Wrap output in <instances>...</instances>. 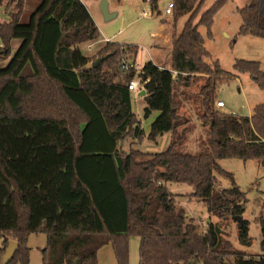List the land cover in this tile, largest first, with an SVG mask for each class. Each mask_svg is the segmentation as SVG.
I'll list each match as a JSON object with an SVG mask.
<instances>
[{
	"label": "trees",
	"instance_id": "16d2710c",
	"mask_svg": "<svg viewBox=\"0 0 264 264\" xmlns=\"http://www.w3.org/2000/svg\"><path fill=\"white\" fill-rule=\"evenodd\" d=\"M206 1L172 0L170 70L149 61L138 72V46L106 42L94 57L82 53L80 46L97 41L100 32L81 0H41L27 24L20 22L26 0H0L9 12L7 21L0 20V64L11 56V42L21 40L0 66V264L10 240L19 246L6 264H29L32 234L46 235L42 264H99L98 250L108 244L117 264H130L131 236L140 239L138 264H190L193 258L264 264V254L233 248L212 221L243 217L245 193L235 184L215 190L214 173L232 178L218 163L228 158L264 167V102L250 117L216 107L219 86L238 76L218 61L207 62L211 55L199 28L212 38L214 17L229 0L203 9ZM157 3L150 0L153 11ZM237 12L238 35L264 38V0H251ZM123 57L132 60L127 70ZM233 67L264 90L260 62L235 60ZM136 76L146 83L144 118L160 113L147 136L132 111L128 86ZM190 102L209 126L205 153L182 148L190 120L180 109ZM165 134L171 140L164 151L125 149L129 140L154 142ZM170 182L192 186V198L205 203L206 231L178 206ZM237 224L240 244L250 247L249 222ZM261 226L264 251L263 218Z\"/></svg>",
	"mask_w": 264,
	"mask_h": 264
},
{
	"label": "rangeland",
	"instance_id": "374dc122",
	"mask_svg": "<svg viewBox=\"0 0 264 264\" xmlns=\"http://www.w3.org/2000/svg\"><path fill=\"white\" fill-rule=\"evenodd\" d=\"M134 0L122 2L116 9L118 15L116 17L105 19L101 9L100 2L93 1V6L99 12L96 14V26L100 32V38L97 41L85 43L80 48L84 55L94 57L106 42L103 39L110 38L112 41L134 43L140 45V51L137 59V67L147 61L142 56L144 50L148 49L151 40L150 33L154 30L145 22L144 13H148L147 19L157 21V15H152V8L149 2L141 0V6H135ZM216 0H207L203 9L211 6ZM251 0H229L227 4L218 11L214 17L213 37L206 36V28L200 27L199 31L205 40V48L210 53L211 57L207 60L208 63L218 61L220 67L235 76L230 80L223 82L217 91L218 100L223 101L225 109L222 111L233 113L237 116L249 117L253 108L264 102V90L259 87L257 82L248 73L237 72L233 65L235 60L258 61L261 63V68L264 70V38L254 37L251 35H238L239 28L242 24L241 16L237 12V8H241L250 3ZM41 0H26L25 8L20 22L27 24L32 12L40 4ZM85 2H87L85 0ZM92 2V1H91ZM172 0H160V5L165 9L168 3ZM89 4V2H87ZM98 6V8H97ZM9 12L5 11V7H0V20L7 21ZM102 17V18H101ZM170 18L172 15L169 16ZM159 21V20H158ZM21 40L16 39L11 42V56L20 46ZM93 44L92 48L87 49V45ZM123 44V43H122ZM168 48L166 49V51ZM170 52V51H169ZM169 52L167 55H169ZM11 56L2 62L0 66H5ZM164 57V55H163ZM203 82L202 77L197 80L190 88V93L197 92V87ZM138 96V92H135ZM193 102L187 103L180 109V114L190 120L189 128L186 134V139L182 145L183 150L194 154L205 153L209 150V126H204L199 119V110L196 109ZM183 129V128H181ZM180 129V130H181ZM125 144V149H136L130 143ZM220 167L231 173L232 178L220 174L215 171L216 182L215 190L231 188L235 184L242 193H245L247 203L243 213V219L249 222L250 236L253 238V243L250 247L242 246L238 239V224L233 219L219 220L212 218V221L219 223L224 231L225 237L230 241L233 248L241 249L251 255L264 254L261 250L262 242V226L261 219H264V167L257 160L243 161L238 158L221 159L218 161ZM168 190L175 196L179 207L184 208L187 213L193 217L197 224L201 225L202 230L206 229L202 222L209 221L207 207L201 199L192 198L193 187L185 183L170 182L167 183ZM46 235L32 234L28 240L30 249L29 264H42V253L46 246ZM139 242L137 236H131L129 240V256L130 264H138L139 262ZM2 239L0 238V245ZM230 261L233 258H228ZM190 264H203L197 258H193Z\"/></svg>",
	"mask_w": 264,
	"mask_h": 264
},
{
	"label": "crops",
	"instance_id": "0c3cea01",
	"mask_svg": "<svg viewBox=\"0 0 264 264\" xmlns=\"http://www.w3.org/2000/svg\"><path fill=\"white\" fill-rule=\"evenodd\" d=\"M81 1L87 7L89 13L91 14L96 24V20H95V18L97 17L96 14L99 15V12L93 6L94 0H86L87 2H89V4H87L85 0H81ZM96 1L98 4L101 0H96ZM121 1L126 2L128 0H108L109 11L115 14L114 17L118 15V12L116 11V9L122 3ZM133 2H135L134 3L135 6H141V0H134ZM157 7L158 9L156 11L152 10L153 12L151 15L152 17L154 15H157L155 16L157 18L156 19L157 21L152 20V18L148 20L147 16L149 14L143 17L144 24H147L145 22H150L147 25L153 28L154 30L150 33V38H151L149 42L150 47L148 49H145L144 47H142V49L144 50L142 56L148 59L149 61L153 62L158 67L162 69L170 70V59H171V49H172V17L170 18L169 17L170 15L165 14L166 7L163 10V8L160 5V0H158ZM8 16L9 15H7V19H8ZM106 39H108L110 42H117V41L110 40V38H106ZM122 43L125 45L138 46L140 48L139 44L120 42V44ZM167 48L168 50L166 51ZM168 52H169V55H167ZM137 59H138V56L136 58V61ZM149 61L146 60V62H149ZM143 65L141 66V68H138L136 64V68L138 72L142 69ZM143 91L144 89L139 91L138 96H135V92H131L132 93V111L136 114L137 118L141 120L144 134L145 136H147L150 132L151 124L159 116L160 113L154 112L149 118L147 119L144 118V108L146 105L144 101ZM250 116L251 115H249V117ZM170 140H171V134H165L161 137H158L157 140L154 142L145 138L142 142L133 140L130 143L132 144V146L138 147L136 149H139L143 152L156 153V152L164 151L168 147ZM97 259H98L99 264H117L115 253H114V250L111 244L103 246L102 248L98 250Z\"/></svg>",
	"mask_w": 264,
	"mask_h": 264
},
{
	"label": "built area",
	"instance_id": "2783aa9c",
	"mask_svg": "<svg viewBox=\"0 0 264 264\" xmlns=\"http://www.w3.org/2000/svg\"><path fill=\"white\" fill-rule=\"evenodd\" d=\"M146 2H149V3H150V0H147ZM173 9H174L173 2H169L168 5H167V7H166V9H165V14H166V15H172V14H173ZM147 14H148V13L145 12V13H144V16H147ZM104 41H105V42H110L108 39H105ZM92 46H93V44H89V45H87V49L90 50V49L92 48ZM2 47H3V43H2L1 40H0V48H2ZM120 63H121L122 68L125 69V70L129 69V68L132 66V60L128 59L127 57H123V58L120 60ZM172 72L174 73V75L177 74L176 71H172ZM145 84H146V83H145V82L143 83V82L141 81V78H139V76H136V77L130 82L128 88H129V90H130L131 92H139V91H141V90L143 89V87H144ZM216 107H217V108H220V109H225L226 106H225V104H224L223 101L218 100V101H216ZM229 114H231V115H235V114H233V113H229ZM202 225L204 226V228L207 229V226H208V223H207V222H205V221L202 222ZM206 229H203V231H206ZM256 259L259 260L260 258L257 257Z\"/></svg>",
	"mask_w": 264,
	"mask_h": 264
},
{
	"label": "water",
	"instance_id": "95a60500",
	"mask_svg": "<svg viewBox=\"0 0 264 264\" xmlns=\"http://www.w3.org/2000/svg\"><path fill=\"white\" fill-rule=\"evenodd\" d=\"M14 1V0H13ZM100 9L105 17V19H110L113 18L115 16L114 13H111L109 11L108 8V0H101L100 1ZM107 57H102L97 59L92 66L95 67L97 66L99 63H101L102 61H104ZM145 94V91H143ZM234 221H236L237 223H239L240 225L243 224V218L241 216H236L233 219ZM18 242L14 241V240H10L6 249H5V253L3 255V259H2V264H6L7 262H9L12 257L14 256V254L16 253L17 249H18Z\"/></svg>",
	"mask_w": 264,
	"mask_h": 264
}]
</instances>
